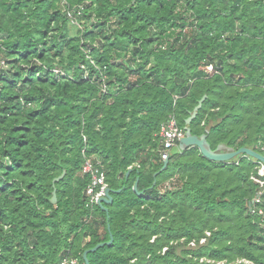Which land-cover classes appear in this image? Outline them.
I'll return each instance as SVG.
<instances>
[{"label": "trees", "instance_id": "obj_1", "mask_svg": "<svg viewBox=\"0 0 264 264\" xmlns=\"http://www.w3.org/2000/svg\"><path fill=\"white\" fill-rule=\"evenodd\" d=\"M205 95L192 133L264 154V0H0V264H85L110 233L90 264H264L263 163L177 147L161 172Z\"/></svg>", "mask_w": 264, "mask_h": 264}, {"label": "water", "instance_id": "obj_2", "mask_svg": "<svg viewBox=\"0 0 264 264\" xmlns=\"http://www.w3.org/2000/svg\"><path fill=\"white\" fill-rule=\"evenodd\" d=\"M207 99V95L203 96L202 99L199 101L198 105L193 109L190 116L186 120V127H185V136L180 140L178 148L181 151H185L191 147H197L201 154L206 157L209 160L217 161V162H229L238 156L245 155L250 156L259 161L260 163L264 164V154H261L257 151H255L252 148L248 147H242L240 149H234L233 147H229L225 144H219L215 149L212 148L210 142L208 141V134L204 133L202 135H196L192 133V129L190 128V124L195 120V118L198 115L199 110L202 108L204 101ZM169 160L164 161V166L161 169V172L164 171L168 165ZM131 169L128 171L127 175L130 174ZM65 176V172L56 178L54 182H59L62 180ZM133 190L138 195H142L143 192H140L138 190V180L135 182L133 186ZM112 189L110 187H106L104 190L103 196L99 197L97 204L100 205L103 209L108 211V209L104 206L105 204L112 203L113 197L111 195ZM117 192H121L120 190H117ZM52 202H57V190L55 189L53 192ZM110 229V227H109ZM114 242L113 234L110 233V240L108 242H103L97 244L92 249L86 250L83 254L85 264H90V261L88 259L89 252H95L99 248H101L104 245H110Z\"/></svg>", "mask_w": 264, "mask_h": 264}, {"label": "built area", "instance_id": "obj_3", "mask_svg": "<svg viewBox=\"0 0 264 264\" xmlns=\"http://www.w3.org/2000/svg\"><path fill=\"white\" fill-rule=\"evenodd\" d=\"M209 70L213 69L212 65L208 66ZM162 141V149L160 151V156L163 161L169 160L172 153L179 146L180 140L185 136V129L180 127L177 120L171 117L165 124L161 126L159 133ZM264 150V148H263ZM82 173L87 174L90 177V184L86 190V194L90 198V203H97L99 197L103 196L104 190L108 187L106 182V174L103 170L100 161H94L91 157H87L82 167ZM258 174L264 176V164L260 167ZM261 185L264 184L260 179H256ZM260 195L255 199L256 203H260ZM259 213L262 214L263 211L260 209ZM60 264H79V259L66 257Z\"/></svg>", "mask_w": 264, "mask_h": 264}, {"label": "rangeland", "instance_id": "obj_4", "mask_svg": "<svg viewBox=\"0 0 264 264\" xmlns=\"http://www.w3.org/2000/svg\"><path fill=\"white\" fill-rule=\"evenodd\" d=\"M195 246H196V242H193V243L189 244V247H195ZM166 250H167V248L163 249V251H166Z\"/></svg>", "mask_w": 264, "mask_h": 264}]
</instances>
